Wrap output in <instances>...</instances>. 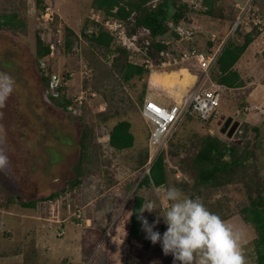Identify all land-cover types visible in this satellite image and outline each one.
<instances>
[{"label":"rangeland","instance_id":"obj_1","mask_svg":"<svg viewBox=\"0 0 264 264\" xmlns=\"http://www.w3.org/2000/svg\"><path fill=\"white\" fill-rule=\"evenodd\" d=\"M44 2L59 9L58 14L60 2H63L62 11L72 12L74 15L71 22L78 42L72 52L53 55L51 69L55 73L70 72L67 81L70 97L75 96L77 100L84 98L81 106L83 123L48 101V93L43 87L39 71V62L42 60H37L35 45L40 30L36 16L42 10ZM58 2L42 0L40 8H37L36 3L32 5L27 0H0V13L16 14L27 23L25 33L13 34L0 30V75L7 74L11 78V91L0 102V156L5 158V162L0 164V242L7 246L5 250L20 247L22 237L36 244L41 239L37 234L42 230L48 231L55 239L49 245L62 242L59 251L58 246L50 249L46 240H43L40 247L36 245V256L35 246L27 248L23 264H32V259L39 264H143V261L147 264H170L171 255L164 256L159 243L151 245L150 251L154 258H150L142 247L143 240L148 246V240L142 237L137 241L139 244H134V240L128 238V231L134 194L144 198L143 204L153 201L157 211L163 215L164 209L170 206L164 200V190L171 185L179 188L185 197L198 198L210 212L227 220V223L230 222L240 234L243 233L244 236L241 237L246 238L249 245L245 243L242 247L248 248L249 252V259L245 263L256 264L253 248L256 232L244 222L240 212L248 204V196L254 195L256 185L261 184L259 175L264 174V111L261 112V119L255 116L254 108L250 112L242 111L246 106L243 103L244 96L256 87L249 90L246 85L242 88L244 81H241L242 85L237 89L227 90L221 87L219 93L225 105L219 104L212 119L200 121L194 114H184L171 134L156 149V146L148 143L152 126L140 114L142 100L151 95L156 99L154 101L163 106L167 103L173 105L176 100L178 103L202 79L201 72L194 62L170 64L151 68L140 78L135 76L130 81L123 82L118 67H112L114 61L108 63L111 53L104 55L107 49L103 48L100 54L80 33L82 25L90 18L95 21V17L110 15L95 10L93 0ZM158 2L155 0L148 5L153 7ZM179 2L186 3L191 8L186 14L193 16L189 22L180 26L181 32L188 33L185 41L192 40L197 48L203 50L207 49L208 41L219 43L232 38L235 43H242L244 31L239 27L240 31L231 32L232 25L229 26L219 17L232 15L230 8H233L232 17L235 15V19L243 16L241 26L244 27L251 23L257 24L264 17V0H217L216 17L210 21L203 20L205 16L199 14L205 10L202 0ZM257 12L260 14L258 17L255 15ZM198 17L203 18L198 22ZM54 22H58L54 24L60 26L62 39V26H70L59 15L54 18ZM148 37L147 32H142L140 38L137 37V45L145 42L149 44L152 39ZM179 69H186L195 76V81L188 85L180 97L176 95V100L172 99L168 88H157L150 82L152 72ZM216 75L215 67L209 72V79L204 82L203 88L210 87L209 81L216 83ZM160 99L167 103H162ZM75 112L77 113V109ZM250 113L255 118H248ZM228 118L238 122L237 131L230 137L220 132L221 124ZM96 121H100V125L95 128V138L87 146L86 156H81L85 146L80 141L84 123L89 126L86 132L89 135ZM120 121L130 123L134 145L130 149L116 151L108 145V132ZM249 126L258 127L259 133L255 138V132ZM207 134L217 135L227 143L240 146L242 139L253 142L247 145L253 149L251 153L258 167L262 164V168H258L260 174L256 168L248 166L245 170L247 173L240 170L233 183L232 180L206 185L200 183L192 159L198 151L197 142ZM160 152L166 156L165 185L159 188L142 186L137 189L144 175V158L146 163L149 159L153 161ZM75 179L80 180L78 186L73 185ZM54 193H59L60 196L57 200H50L52 209L49 201H46L48 199L44 198ZM8 198L15 200L11 206L6 204ZM30 200L35 201V207L23 208L19 204ZM145 213L149 221L154 218L155 213ZM122 227L125 228V235L121 232ZM158 227L165 226L161 223ZM118 228L119 234L116 235ZM8 231L14 237L10 240L3 239V233ZM64 234H72L73 242L67 241L68 239L63 241L61 235ZM121 235L124 237L118 241L117 236ZM50 250L52 253H59V256L56 258L46 255L45 252Z\"/></svg>","mask_w":264,"mask_h":264},{"label":"trees","instance_id":"obj_2","mask_svg":"<svg viewBox=\"0 0 264 264\" xmlns=\"http://www.w3.org/2000/svg\"><path fill=\"white\" fill-rule=\"evenodd\" d=\"M152 1L155 0H93L92 6L95 8V10L101 11L105 15L111 16L113 14L114 16H118L120 18H128V32L130 34L147 32L149 34L148 38L152 39L148 47H152L155 50H160L162 49V45L160 44V42L156 41L155 38L163 37L164 35L176 36V33L174 31H171V26H178L184 24L185 22H189L193 16L186 14L190 11L189 9L191 8H189L186 3L179 2V0H157L159 2L155 6L151 7L148 4ZM41 2L42 1L40 0H36L37 8H40L39 4ZM201 3L205 7V10L198 13L205 16V18L202 17L203 20L207 21L211 18H215V13L218 9V6L216 5L217 0H202ZM113 10H115L114 13L112 12ZM192 12L193 11L191 10V13ZM230 12L233 15V8H230ZM232 15H228V17L220 15L219 17L222 18V21L228 22V25L231 26L235 20V15L233 17ZM255 15L256 17H258L257 13ZM23 20V18H19L16 14L10 15L0 13V30L10 31L13 34H16L18 32L25 33L27 23L25 22V20ZM54 23L58 24V22L54 21L47 24V32H50L55 28H60V26L55 25ZM259 25L260 23H251L250 26L246 28L244 27V25L241 26V24H239L234 32L240 31V28L242 30L244 29V32L242 33V43L237 44L232 40V38H228V40L224 42L215 66L217 75L214 78V81L216 82V84L227 90L235 89L242 85V80L239 77L238 73L233 70V67L239 60L241 55L244 53L247 46L252 42L255 35H257V26ZM63 26V40L61 39V35L58 42L55 38H53V40H48V42L42 41L39 37H37L36 39L35 50L36 56L38 57L37 60L41 59L42 61L39 62L40 66H43L44 69H49L50 73H53V70L51 69L52 59L49 56L50 43H53L55 45L57 54H65L72 52L73 47L78 42L76 35L77 33L75 32V30L71 29L65 24ZM90 28L91 30H97V34H95L93 31L90 32ZM80 33L88 40L89 43L93 45L94 50L99 51L100 54H102L103 48L107 49V54H104L106 56L110 53L118 52V54L114 58L112 67H118L123 82H128L135 76L140 78L145 72H147L142 67L128 64L126 61L128 53L125 50L116 47V49L112 51L111 37L100 27L99 23H96L95 21L90 19L89 21L87 20L82 25ZM54 37H58L59 39V35L56 36L54 34ZM206 44L208 45L207 49L201 50H212L218 43H212L208 41ZM191 45L195 46V42L192 41ZM41 67L40 69H38L42 76L41 78L43 87L48 93L49 101L54 106L61 108L69 115L71 113L73 117L78 118L80 122L83 123V117L81 115L82 107H80L79 109L80 112L72 113V109H75L77 104L74 103L72 96L70 97L69 95L70 92L68 90L67 81L69 80L68 77L70 72L68 71L66 73H62L63 71H59V74L55 73L58 75L60 82L57 87L58 95L52 96L48 91L50 78L44 77L42 75ZM220 103L225 104V101L222 97H220L217 107H219ZM213 116H211L209 120L212 119ZM200 121H202L201 118ZM85 125L86 124L84 123V127L80 134V141L83 142L82 144H85V146L83 147L84 151H81V156H86L87 152L85 151H87V146L90 144L93 138H95V128L99 127L100 121H96L94 123L89 135L86 133L89 126ZM237 129L235 130V132L237 131ZM250 130L252 132H255L254 138L256 137V134L259 133L258 127H252ZM235 132L233 133V136ZM241 136L242 134H240V137ZM242 140L243 143L241 144L242 146H240L237 144L227 143L217 135L215 136L207 134L203 138H201V140L197 142L198 151L192 159V164L196 173L198 174L199 182L206 185L209 183L214 184L216 182L221 183V181L223 180L224 183L232 180L231 183H233L236 181V177L238 176L240 170L247 173V171L245 170L248 166L251 168H256L257 170L259 167L262 168V164H259L258 167L256 161L254 160V155H252L251 153V150L253 151V149L247 145H251L253 144V142H248L247 140L244 141V139ZM108 145L110 148L116 151H123L133 147L134 136L131 132V125L128 121H120L112 127V129L108 132ZM165 158V153L160 152L157 154L156 158L149 166L148 173H144L142 180L138 183L137 189L141 188L142 186H153L154 188H159L165 185L167 181V170L166 164L164 162ZM145 160L146 158H144V162L142 163V165L144 164L142 166V169L146 164ZM78 165L80 167V161L78 162ZM258 173L260 174L259 170ZM77 174L79 173L77 172ZM241 174L242 172L240 173V175ZM262 175L263 176L259 175V179L261 180H259V182L261 184L256 185L254 195H252L251 197L248 196V204L240 210L244 222L248 225H251L256 232V237L253 244L256 264H264V174ZM79 184L80 180L75 179L73 185L78 186ZM59 196V193H54L44 199H48L46 201H50L58 199ZM132 200L133 201L131 207L128 237L130 240H139L143 237V231L140 228V223L137 220L136 216L140 211H142L141 206L144 203V198L134 194ZM7 201V206H11L12 203L15 202L13 198H8ZM19 204L23 208L35 207V201L31 200L28 202L21 201L19 202ZM62 236L63 235H61V237ZM3 237L7 239L12 238L9 231L4 232ZM25 240L26 241L24 242V245L16 248L13 251L15 254H21L23 257V261L26 253H28L27 248L36 246V244H34L32 240L26 239V237ZM144 246L147 247L146 243L144 244ZM37 253L38 252L34 247V255L36 256ZM32 264H37L36 260L32 259Z\"/></svg>","mask_w":264,"mask_h":264},{"label":"built area","instance_id":"obj_3","mask_svg":"<svg viewBox=\"0 0 264 264\" xmlns=\"http://www.w3.org/2000/svg\"><path fill=\"white\" fill-rule=\"evenodd\" d=\"M252 11V10H251ZM250 11V13H252ZM58 10L54 6L48 4L42 7L36 16L38 20L37 24L40 27L39 38L42 41L48 42V40L56 39L60 40V28L47 32V24L52 23L54 18L57 17ZM253 15V14H251ZM91 19V18H90ZM95 22L100 24V27L111 37V49L114 51L116 47L125 50L128 53L127 63L133 66L142 67L145 70L165 65H181L184 63L194 62L196 68L201 72V80L195 85V87L182 98L178 103H174L170 106H163L154 100L145 97L140 107L141 116L152 126L151 133L149 135L148 143L151 146H156L159 149L166 138L171 134L172 129L183 117L184 114H194L202 120L210 118L216 114V108L220 99L219 90L221 86L209 81L210 87L203 88L205 81L208 80V74L215 69L217 58L224 45L223 42H219L212 50L203 51L200 48L191 45V41H185L187 32H181L180 26H171V30L176 33V36L164 35L163 37H156L155 40L160 42L162 49L155 50L145 42L143 45H137V37L140 38L141 33H129L128 23L124 19H115L113 17H95ZM93 20V19H91ZM240 21V23H239ZM243 16L238 17L232 24V29L235 30L239 24H242ZM42 23V25H40ZM246 24V23H244ZM97 34V30H91ZM54 32V33H53ZM54 34L58 37H54ZM214 41V39H211ZM50 58L53 59V55H56L55 45L50 43ZM118 54L111 53L109 55L108 63L114 61L115 56ZM44 77H49V92L52 96H57V87L60 79L50 73L49 69L41 67ZM209 86V85H208ZM82 100V99H81ZM81 100H77L78 105L81 104ZM155 149V150H156ZM156 152L154 151V154ZM156 155V154H155ZM152 160L149 159L143 167V174L149 171V166Z\"/></svg>","mask_w":264,"mask_h":264},{"label":"clouds","instance_id":"obj_4","mask_svg":"<svg viewBox=\"0 0 264 264\" xmlns=\"http://www.w3.org/2000/svg\"><path fill=\"white\" fill-rule=\"evenodd\" d=\"M44 5L46 2L42 7ZM58 15L61 18L60 14H57V17ZM112 15L109 17L120 18ZM120 19L128 23V18ZM52 74L58 77L55 72ZM0 82H2L0 102H3L11 91V78L7 74H2ZM83 99L78 105L76 97H73L77 105L72 111L75 112L77 109V112H80ZM4 162L5 158L0 156V164ZM164 200L168 201L170 206L164 209L163 215L159 210L157 211L153 201H148L141 206L142 211L136 218L145 234V239L152 245L159 243L162 254L171 255V264H245L241 251L240 232L226 224L218 215L210 212L198 198L185 197L179 188L170 185L164 190ZM51 201L49 203L53 209ZM144 211L155 213L154 218L149 221L143 215ZM161 223L165 226L163 232L158 227Z\"/></svg>","mask_w":264,"mask_h":264},{"label":"crops","instance_id":"obj_5","mask_svg":"<svg viewBox=\"0 0 264 264\" xmlns=\"http://www.w3.org/2000/svg\"><path fill=\"white\" fill-rule=\"evenodd\" d=\"M27 1L31 2L32 5H33V3H36V0H27ZM40 1H42V0H40ZM57 2H58V0H57ZM60 3H61V5H59V7H60V13L59 14L61 16V19L65 23H67L70 26L71 29H73L74 25L71 22V19L74 17V15L72 14V12H71V14H70V12H68V13L63 12L62 11L63 2H60ZM257 14L260 16V14L258 12H257ZM22 17H24V16H22ZM261 18H262V19H260L261 22H259L260 25L257 26V30H258L257 35H255V37L252 40V42L247 46V48L245 49L244 53L241 55V57L239 58V60L236 62V64L233 67V70H235L238 73V75L241 78V80L244 81L243 82L244 86L242 88H244L246 85H248V89L249 90H251V89L256 87L252 92H250L246 96H244V102L243 103L246 106L244 105L245 108L242 111L243 112L244 111L250 112V110L254 108V114L257 117V119H258V117H260L259 119H261L262 114H263L261 112L264 111L263 110L264 109V58H263V52H264V17H261ZM211 19H214V18H211ZM210 20H207V21H210ZM199 21H201L200 17H198V22ZM226 23L228 24V22H226ZM78 25L79 24H77V26ZM219 25H217V27ZM222 25L225 26V24H222ZM248 27L249 26H247L246 28H248ZM243 31H244V29H243ZM182 71H185L186 74L188 73V71L186 69H179V70H176V71H170V73H175L176 75H179L180 79H182V78L184 79V73ZM170 73L169 72H162V73H160V72H152L151 75H150V82L153 84V86H155L157 88H161V87L167 88V87H165V86H163V85H161L159 83H156V82L152 81V76L158 74V76H161V79H162V76H166L167 74H170ZM177 73H179V74H177ZM159 74H161V75H159ZM187 75L189 76V78H188V82H187V84L185 86L176 85L175 87H169L168 88L171 91L170 92L171 93L170 96L172 97V99L176 100V98L180 97L182 92L184 90H186L188 85H192V83H194L193 81H195L194 80L195 76H192L190 73H188ZM249 87H251V88H249ZM242 88H239V89H242ZM235 89H237V88H235ZM229 90H232V89H229ZM176 95H177V97H176ZM150 96H148V98H150L152 100H156V99H153L154 97L152 98ZM155 102H157V101H155ZM161 102L162 103L163 102L167 103V102H165V100H161ZM174 102L177 103V100L174 101ZM166 106H170V104L167 103ZM247 116H248V118H255V116L254 117L252 116V113L248 114ZM217 124H218V122H217ZM143 215L147 217V214L145 213V211L143 212ZM36 221H38V220H36ZM223 221L226 224H228V225H230V226H232L234 228V226L232 224H230V222L227 223V220H223ZM45 222H48V221H45ZM10 227H11V225H10ZM11 229H12V227H11ZM159 229L163 230L164 228L159 227ZM47 230H48V228H47ZM39 231L40 232H38L37 236H40L41 239H40L39 242L36 243V245L39 246V244L42 243L41 240H46L47 245H48V247L50 249H52L55 246H58V251H59V246H60V244L62 242H57L54 245H52V244L49 245V243H51V240H55V239L51 235H49L48 231L47 232L46 231H42V230H39ZM121 232L123 234L125 233V228L124 227L121 228ZM117 233L119 234V228H118V230H116V235H117ZM241 236H244L243 233L241 234ZM11 237L12 238L14 237L13 233L11 234ZM73 237L74 236L72 234H70V235H65L64 234L61 238L63 239V241L65 239L66 240L68 239L67 241H72L73 242V239H74ZM123 237L124 236H122V235L121 236H117V238L119 239L118 241H120ZM143 238L145 239L144 232H143ZM3 239H7V238H3ZM132 240H134V244L135 243L139 244V242H137L139 240H135V239H132ZM24 241H26V240H25L24 237H22L21 242H20V246L24 245V243H23ZM147 243H148L147 247L146 246H142L143 249H144L143 252L145 254L146 253L149 254L150 258H154V256L152 255V252L150 251V250H152L151 249V247H152L151 245L152 244L150 243V241H147ZM245 243H246V245H248V240L243 237L240 240L241 251H242V254L244 256V259L247 262V260L249 259L247 257V253H249L248 252V248L247 249L242 248V247H244ZM64 244L66 245V243H64ZM143 244H145V240H143ZM0 245H1L0 246V264H23L22 255L21 254H15L13 252L17 247H15V249L12 248L11 250L6 251L5 249L7 248V246L4 245L2 242H0ZM2 246H3L4 249H2ZM35 248L38 251L37 246H35ZM45 253L49 257L54 256V257L57 258L59 256V253L58 254L52 253L51 250H50V252H45ZM168 261L170 262V260H168ZM171 262H172V260H171ZM171 262H170V264H171ZM254 262H255V259H254ZM36 263L39 264L38 261H36ZM68 264H71V263L69 262ZM126 264H127V262H126ZM143 264H147V263L145 261H143ZM245 264H247V263H245Z\"/></svg>","mask_w":264,"mask_h":264},{"label":"bare ground","instance_id":"obj_6","mask_svg":"<svg viewBox=\"0 0 264 264\" xmlns=\"http://www.w3.org/2000/svg\"><path fill=\"white\" fill-rule=\"evenodd\" d=\"M182 72L184 73V79L183 78L180 79V77H178L179 75L177 76L175 73L169 72L170 74H167L166 76H162V79H161V76H158V74L152 76V81L159 83L167 88L175 87L176 85L184 86L187 83L189 76L187 75L188 73L187 74L185 73V71H182ZM218 122H221V121H218Z\"/></svg>","mask_w":264,"mask_h":264},{"label":"water","instance_id":"obj_7","mask_svg":"<svg viewBox=\"0 0 264 264\" xmlns=\"http://www.w3.org/2000/svg\"><path fill=\"white\" fill-rule=\"evenodd\" d=\"M220 127V132L230 137L235 132V129L238 127V122H233L231 118H228L221 124Z\"/></svg>","mask_w":264,"mask_h":264}]
</instances>
